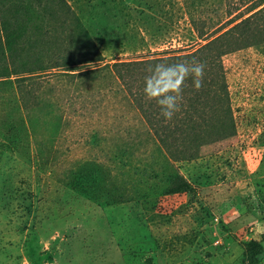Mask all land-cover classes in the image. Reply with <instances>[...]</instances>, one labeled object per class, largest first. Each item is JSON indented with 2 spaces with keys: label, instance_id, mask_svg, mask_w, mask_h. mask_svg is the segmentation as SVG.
Segmentation results:
<instances>
[{
  "label": "rangeland",
  "instance_id": "rangeland-1",
  "mask_svg": "<svg viewBox=\"0 0 264 264\" xmlns=\"http://www.w3.org/2000/svg\"><path fill=\"white\" fill-rule=\"evenodd\" d=\"M255 1L131 3L145 48L112 59L194 50ZM221 64L229 113L171 149L98 146L58 92L0 90V264H264V47Z\"/></svg>",
  "mask_w": 264,
  "mask_h": 264
},
{
  "label": "trees",
  "instance_id": "trees-1",
  "mask_svg": "<svg viewBox=\"0 0 264 264\" xmlns=\"http://www.w3.org/2000/svg\"><path fill=\"white\" fill-rule=\"evenodd\" d=\"M143 1L0 0V90L58 92L51 99L64 102L67 113H76L77 104L89 128L83 136L98 146L115 141L131 152L138 141L171 149L197 140L230 110L221 59L264 47V0H256L239 22L194 50L112 59L113 52L125 54L131 42L145 48L131 8ZM180 63L188 73L196 63L205 65L202 86L194 89L192 76L185 77L179 111L166 122L156 102L144 96L145 77L156 64L162 72H179ZM22 123L21 118L15 125ZM175 179L176 186H186Z\"/></svg>",
  "mask_w": 264,
  "mask_h": 264
},
{
  "label": "clouds",
  "instance_id": "clouds-1",
  "mask_svg": "<svg viewBox=\"0 0 264 264\" xmlns=\"http://www.w3.org/2000/svg\"><path fill=\"white\" fill-rule=\"evenodd\" d=\"M178 66L180 67L179 72H162L160 71L162 65L156 64L150 69V74L145 77L144 96L148 100L156 102L160 109V115L166 122L172 120L179 111L181 84L185 77L192 76L194 89L198 90L202 86L205 67L203 63H196L191 68L190 73L185 70L184 63H180ZM168 68L171 69L172 67Z\"/></svg>",
  "mask_w": 264,
  "mask_h": 264
}]
</instances>
